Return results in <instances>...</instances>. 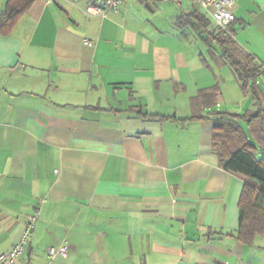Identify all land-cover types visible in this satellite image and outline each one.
<instances>
[{"label": "crops", "instance_id": "1", "mask_svg": "<svg viewBox=\"0 0 264 264\" xmlns=\"http://www.w3.org/2000/svg\"><path fill=\"white\" fill-rule=\"evenodd\" d=\"M96 1L35 0L0 35V255L39 210L17 264H264V234L236 238L246 181L212 144L218 114L257 107L220 47L179 24L205 15L189 0H134L88 18ZM234 15L264 102V0H238ZM63 241L68 256L51 260Z\"/></svg>", "mask_w": 264, "mask_h": 264}, {"label": "trees", "instance_id": "2", "mask_svg": "<svg viewBox=\"0 0 264 264\" xmlns=\"http://www.w3.org/2000/svg\"><path fill=\"white\" fill-rule=\"evenodd\" d=\"M34 2L8 0L0 19V35H10ZM179 24H190L208 35V44L215 42L220 47L221 58L232 67L242 88L246 94L250 92L257 107L255 112H246L242 116L218 114L213 122L212 136L213 148L222 168L246 181L239 201L240 221L236 238L246 245H252L258 236L264 234V102L260 90L251 83L262 75L263 70L256 64V58L243 51L232 37L208 31L211 21L199 12L180 17ZM216 96L217 90H213L202 92L194 98L192 119L203 120V117L197 115V107L199 104L205 107L214 105ZM241 120L246 123L247 130L240 126Z\"/></svg>", "mask_w": 264, "mask_h": 264}, {"label": "built area", "instance_id": "3", "mask_svg": "<svg viewBox=\"0 0 264 264\" xmlns=\"http://www.w3.org/2000/svg\"><path fill=\"white\" fill-rule=\"evenodd\" d=\"M81 0H55L56 3L71 2L78 4ZM128 1L134 0H97L95 3L83 8V13L88 18H106L111 13H116ZM194 4L208 19L211 20L212 27L223 32L227 37H232V25L236 22L234 8L238 0H189ZM211 27V28H212ZM87 46L92 43L85 41ZM39 210L30 217L25 230L19 240L10 251L0 255V264H17L25 255L30 246L34 231L36 230ZM69 254V244L63 241L59 248H50L48 256L51 260L58 257L66 258Z\"/></svg>", "mask_w": 264, "mask_h": 264}, {"label": "rangeland", "instance_id": "4", "mask_svg": "<svg viewBox=\"0 0 264 264\" xmlns=\"http://www.w3.org/2000/svg\"><path fill=\"white\" fill-rule=\"evenodd\" d=\"M168 3L167 4H164L163 5V9H162V11L165 13V12H173V11H175L176 9H177V6H176V4L175 3H173L172 1H167ZM160 2H158L157 3V5L160 7V6H162L161 4H159ZM152 7H154V6H152ZM212 27V26H211ZM209 31H211V32H213V33H215V34H223V35H225L223 32H221V31H219V30H217V29H215V28H211Z\"/></svg>", "mask_w": 264, "mask_h": 264}]
</instances>
